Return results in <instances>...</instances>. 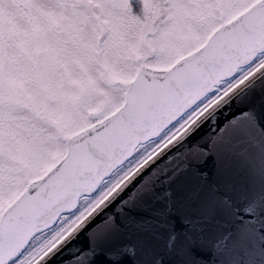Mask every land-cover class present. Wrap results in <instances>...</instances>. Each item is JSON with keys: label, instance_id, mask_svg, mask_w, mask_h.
Returning <instances> with one entry per match:
<instances>
[{"label": "snow or ice", "instance_id": "6c2138e0", "mask_svg": "<svg viewBox=\"0 0 264 264\" xmlns=\"http://www.w3.org/2000/svg\"><path fill=\"white\" fill-rule=\"evenodd\" d=\"M101 256L264 264V0H0V264Z\"/></svg>", "mask_w": 264, "mask_h": 264}, {"label": "water", "instance_id": "95a60500", "mask_svg": "<svg viewBox=\"0 0 264 264\" xmlns=\"http://www.w3.org/2000/svg\"><path fill=\"white\" fill-rule=\"evenodd\" d=\"M212 164H213V161H212L211 158H209V160H208L207 164L205 165V167L211 169ZM207 258H208V256H205V259H207ZM98 264H110V262L106 261V259L103 256H101V257L98 258Z\"/></svg>", "mask_w": 264, "mask_h": 264}]
</instances>
